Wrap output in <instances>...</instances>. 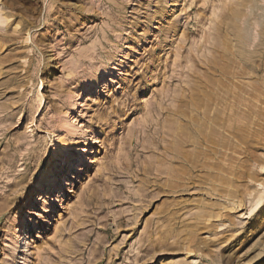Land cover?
I'll return each instance as SVG.
<instances>
[{"label":"rangeland","instance_id":"obj_1","mask_svg":"<svg viewBox=\"0 0 264 264\" xmlns=\"http://www.w3.org/2000/svg\"><path fill=\"white\" fill-rule=\"evenodd\" d=\"M263 48L264 0H0V264L259 260L264 146L176 151Z\"/></svg>","mask_w":264,"mask_h":264},{"label":"bare ground","instance_id":"obj_2","mask_svg":"<svg viewBox=\"0 0 264 264\" xmlns=\"http://www.w3.org/2000/svg\"><path fill=\"white\" fill-rule=\"evenodd\" d=\"M262 50L257 51L258 60H251L250 72L254 75L250 77L251 80H240L247 74L243 72L245 64L240 62L242 69L239 68V75L231 74L233 78L219 82L221 93L209 98L206 110L200 117H193L196 132L183 135L176 151V157L186 169V172L180 170L184 176L191 174L189 166L197 165L216 168L219 172L232 171L234 165L240 166L241 156L246 152L250 153L255 145L264 146V48ZM186 142L191 143L193 151L184 150L183 144ZM247 170L245 175L252 177L253 170ZM168 171H171L172 178L176 177L172 168L168 167ZM243 174L239 172V176ZM223 182L229 184L230 180L223 176ZM261 186L263 190H256L248 200L250 211L259 206L263 199L264 184ZM252 264H264V254Z\"/></svg>","mask_w":264,"mask_h":264},{"label":"snow or ice","instance_id":"obj_3","mask_svg":"<svg viewBox=\"0 0 264 264\" xmlns=\"http://www.w3.org/2000/svg\"><path fill=\"white\" fill-rule=\"evenodd\" d=\"M35 212L38 214L43 212V209L41 208L39 202H37L35 205Z\"/></svg>","mask_w":264,"mask_h":264}]
</instances>
